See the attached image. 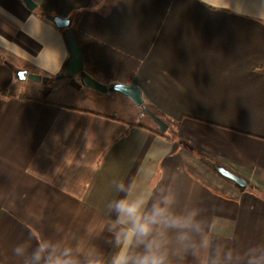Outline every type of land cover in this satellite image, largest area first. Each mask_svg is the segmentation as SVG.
<instances>
[{
  "label": "crops",
  "instance_id": "0c3cea01",
  "mask_svg": "<svg viewBox=\"0 0 264 264\" xmlns=\"http://www.w3.org/2000/svg\"><path fill=\"white\" fill-rule=\"evenodd\" d=\"M33 1L31 11L0 0V264H23L18 245L86 233L111 257L112 182L145 171L199 207L225 243L264 245V0ZM44 15L73 18V33L138 61L131 85L168 129L24 89L30 79L15 70L59 76L71 59L64 30Z\"/></svg>",
  "mask_w": 264,
  "mask_h": 264
},
{
  "label": "clouds",
  "instance_id": "9594fccd",
  "mask_svg": "<svg viewBox=\"0 0 264 264\" xmlns=\"http://www.w3.org/2000/svg\"><path fill=\"white\" fill-rule=\"evenodd\" d=\"M145 171L141 180H114L118 198L107 204L111 224L106 229L111 257L98 247L93 233L50 238L26 248H14L23 264H264V245L246 249L215 236L199 207L179 202L171 187L153 186Z\"/></svg>",
  "mask_w": 264,
  "mask_h": 264
},
{
  "label": "rangeland",
  "instance_id": "374dc122",
  "mask_svg": "<svg viewBox=\"0 0 264 264\" xmlns=\"http://www.w3.org/2000/svg\"><path fill=\"white\" fill-rule=\"evenodd\" d=\"M64 34L66 37V32ZM87 58L90 65L86 70L100 84L108 87L130 85L127 84V72L120 66L119 59L115 58L106 49L94 46ZM65 72L59 76L52 75L48 78L38 76L41 79L40 81L27 80L23 83V88L38 98H44L56 103L72 104L102 114L117 116L128 122L140 123V121H143L148 123L152 121L149 116H145L147 113L145 108L142 109L124 94L116 91L100 93L92 89L89 90L79 81L74 80V77L66 76L65 78H60ZM146 107L153 112L147 103ZM154 114L164 121L163 117L159 116L158 113ZM167 120L169 121L170 119Z\"/></svg>",
  "mask_w": 264,
  "mask_h": 264
},
{
  "label": "water",
  "instance_id": "95a60500",
  "mask_svg": "<svg viewBox=\"0 0 264 264\" xmlns=\"http://www.w3.org/2000/svg\"><path fill=\"white\" fill-rule=\"evenodd\" d=\"M26 7L34 11L37 9V4L33 0H23ZM46 19L52 22L59 30H64L66 32V40L71 52V59L67 66L65 74L60 76V78H65L66 76L69 77H76L79 76L83 84L95 91L100 93H109L110 91H116L124 94L125 96L132 99V101L144 109L145 106V99L142 93V90L136 85H114L112 87L104 86L96 81L91 75H89L85 71V60L83 50L78 44L72 30L73 18H61L58 16L53 15H44ZM16 79L20 81H26L28 78L31 80H41L36 75H31L26 70H15ZM146 110V109H145ZM146 114L163 130L166 131L168 129V125L157 115H155L150 110H146ZM208 164L211 165L215 169V171L224 179L229 180L235 183L240 188H246L247 182L245 179L233 174L227 168L221 165H215L210 161H207Z\"/></svg>",
  "mask_w": 264,
  "mask_h": 264
},
{
  "label": "trees",
  "instance_id": "16d2710c",
  "mask_svg": "<svg viewBox=\"0 0 264 264\" xmlns=\"http://www.w3.org/2000/svg\"><path fill=\"white\" fill-rule=\"evenodd\" d=\"M73 32V31H72ZM74 36L78 42V44L80 45V47L82 48L83 50V54H84V60H85V69L86 68H89V65H90V62H89V59L87 58L93 47L94 46H98L97 43L92 40V39H89L83 35H81L80 33L78 32H75L74 31ZM100 47V46H99ZM115 53V52H114ZM115 58L119 59L118 62L120 63V66L122 67V69L124 71L127 72V84H132V80H133V77L139 67V63L138 61L130 58V57H127V56H124V55H121L119 53L115 54ZM88 74L90 73L88 70H85ZM89 75L92 76V74L90 73ZM94 78V76H92ZM95 79V78H94ZM24 98L26 99H33L31 95H29V93H26L25 95H23ZM145 106H146V103H145ZM146 110L147 107H144ZM159 116H161L160 113H158Z\"/></svg>",
  "mask_w": 264,
  "mask_h": 264
},
{
  "label": "flooded vegetation",
  "instance_id": "af4514ba",
  "mask_svg": "<svg viewBox=\"0 0 264 264\" xmlns=\"http://www.w3.org/2000/svg\"><path fill=\"white\" fill-rule=\"evenodd\" d=\"M78 78H79V76H77ZM80 79V78H79ZM80 81H81V79H80ZM82 82V81H81Z\"/></svg>",
  "mask_w": 264,
  "mask_h": 264
}]
</instances>
